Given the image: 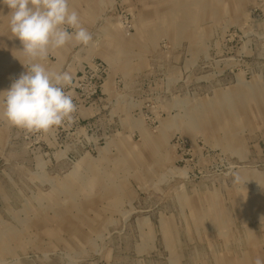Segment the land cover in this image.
<instances>
[{
  "label": "rangeland",
  "instance_id": "1",
  "mask_svg": "<svg viewBox=\"0 0 264 264\" xmlns=\"http://www.w3.org/2000/svg\"><path fill=\"white\" fill-rule=\"evenodd\" d=\"M69 2L93 40L43 63L72 118H0V264L264 260V0ZM9 14L0 91L29 62Z\"/></svg>",
  "mask_w": 264,
  "mask_h": 264
},
{
  "label": "clouds",
  "instance_id": "2",
  "mask_svg": "<svg viewBox=\"0 0 264 264\" xmlns=\"http://www.w3.org/2000/svg\"><path fill=\"white\" fill-rule=\"evenodd\" d=\"M10 9L12 36L19 39L28 57L26 68L9 88L0 91V118L11 126L46 132L72 118L73 97L65 91L72 76L45 66L50 51L75 42L87 46L92 34L81 23L69 0H2ZM71 29V31H70ZM236 182L240 181L237 174ZM255 264H264L256 258Z\"/></svg>",
  "mask_w": 264,
  "mask_h": 264
},
{
  "label": "bare ground",
  "instance_id": "3",
  "mask_svg": "<svg viewBox=\"0 0 264 264\" xmlns=\"http://www.w3.org/2000/svg\"><path fill=\"white\" fill-rule=\"evenodd\" d=\"M6 26V25H5ZM1 36V35H0Z\"/></svg>",
  "mask_w": 264,
  "mask_h": 264
}]
</instances>
